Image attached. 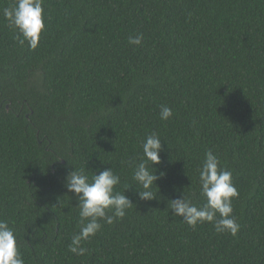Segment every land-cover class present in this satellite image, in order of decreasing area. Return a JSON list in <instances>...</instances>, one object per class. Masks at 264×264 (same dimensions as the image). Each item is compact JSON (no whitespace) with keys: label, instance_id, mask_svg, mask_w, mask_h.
<instances>
[{"label":"trees","instance_id":"16d2710c","mask_svg":"<svg viewBox=\"0 0 264 264\" xmlns=\"http://www.w3.org/2000/svg\"><path fill=\"white\" fill-rule=\"evenodd\" d=\"M12 3L0 0V10ZM43 5L35 49L19 44L0 11V219L14 228L24 264H264V0ZM141 33L140 45L128 43ZM161 105L173 110L167 121ZM153 131L164 175L156 199L140 200L130 161ZM207 151L232 172L236 236L207 222L190 227L168 207L183 195L206 202ZM107 167L134 205L101 221L77 256L68 245L78 201L65 178Z\"/></svg>","mask_w":264,"mask_h":264},{"label":"clouds","instance_id":"9594fccd","mask_svg":"<svg viewBox=\"0 0 264 264\" xmlns=\"http://www.w3.org/2000/svg\"><path fill=\"white\" fill-rule=\"evenodd\" d=\"M0 11L9 27L17 33L19 44L27 43L31 49L37 48L41 34L46 30L43 0H14V3ZM143 38L142 33L137 34L129 37L128 43L140 45ZM172 115L170 107L160 106L161 120L167 121ZM140 147L142 152L139 159L130 161L133 165L132 179L136 184L134 188L140 200H153L156 199L153 186L164 175L160 173L158 176L154 168V165L161 163L162 139L153 131L146 135ZM199 181L201 195L206 202L198 206L183 195L168 204L172 216L181 217L183 222L193 228L207 222L213 225L217 233L236 236L240 224L233 215L232 199L238 197V190L233 184L232 172L220 166L217 155L207 151L199 169ZM120 183V176L109 167L97 170L91 178L83 168H73L67 174L65 187L75 194L78 201L76 207L79 209V231L72 236L68 245L71 253L86 255L89 250L83 243L101 230V221L111 225L116 220L123 219L126 210L134 205L125 191H116V186ZM0 264H24L14 228L4 219H0Z\"/></svg>","mask_w":264,"mask_h":264}]
</instances>
